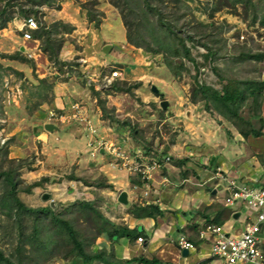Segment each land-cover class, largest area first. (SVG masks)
I'll list each match as a JSON object with an SVG mask.
<instances>
[{"label":"rangeland","instance_id":"rangeland-1","mask_svg":"<svg viewBox=\"0 0 264 264\" xmlns=\"http://www.w3.org/2000/svg\"><path fill=\"white\" fill-rule=\"evenodd\" d=\"M151 1L155 6L159 5L162 12L151 10L145 0H50L47 3L42 0H8V13L0 17V172L10 170L14 173L18 195L29 206L47 205L51 200L61 202L58 198L66 195L74 197V200L64 202L67 204L88 198L103 214L114 209L111 188L106 187L107 178L102 171L92 169L94 176L80 175L76 163L47 159L41 152L42 143L34 139L33 126L43 128L42 123L48 120L51 110L60 112L54 105L59 95L67 99L63 112L68 111V104L84 101L91 113H100V118H106L105 124L112 126L117 145L127 148L131 155L135 146L142 152H171L174 164L190 160L183 161L184 169L173 179L180 178L179 175H205V182L199 188L195 184H186L177 190L181 194H192L197 203L199 195L212 191L217 182L216 179H207L215 175L219 163L231 173L239 172L248 183V178L264 182V167L252 157H246L248 152L240 134L241 126L237 128L233 122L231 124L213 101H207L198 89V84L222 89L228 82L233 84L232 80L264 77V57H251L264 54V28L260 25L264 0H254L258 8H249V11L244 9L245 4L232 5L229 0ZM4 3L0 1V7ZM31 15L41 26H46L45 29L52 30L53 38L68 41L71 52L68 53L69 49L67 53L70 55L60 54L62 59H50L42 50L47 35L28 43L30 47H39L43 51L36 59L20 50L23 46L21 19ZM7 16L13 18L1 28ZM163 22L171 24L176 34L169 30L166 35ZM128 32L132 38L130 41ZM180 40L191 48L192 59L183 54L182 47L185 46ZM106 44L113 46L109 52L104 51ZM115 52L127 54L132 59H117ZM209 52L211 57H206ZM80 57L87 59L88 64L85 65ZM119 67L124 68V77L111 79L110 72ZM154 85L159 88V93L152 90ZM163 100L170 102L167 109L161 107ZM260 102V97L255 100L247 93L237 109L240 116L251 119L257 128L259 121L252 115L264 116V109L258 105ZM72 124L77 125L74 122L66 125ZM57 134L61 132L57 131ZM234 147L241 154H237ZM151 157L158 158L157 155ZM113 161L108 154L103 160L108 165ZM253 163L260 167L253 166ZM166 165L168 163L163 162V167ZM207 169L210 171L205 174ZM163 175L168 176L167 173ZM69 176H77L80 180L67 185ZM4 179V176L0 177V198L6 192ZM41 181V186L36 185ZM79 181L88 188L81 189ZM189 187L192 193H189ZM132 190L139 194L151 193L152 186ZM45 193H50L49 200L44 199ZM224 195L225 191L218 192V197ZM132 205H123L126 208L122 210H131ZM215 205L223 208L217 201ZM208 208L214 209L213 205ZM6 210L7 206L0 208V248L6 256H13L17 261L19 255L15 246L20 243L22 234L14 223L15 217ZM64 215L84 238L99 235L100 227L91 211L74 207ZM25 217H30L31 221L23 226V232L30 236L36 220L33 216ZM38 221L41 226L34 245L37 247L40 238L46 241L57 239V245L50 242L52 248L49 252H39L24 236L23 252L30 257L20 258L23 264H45L44 261L64 264L61 256L65 251L61 250L59 242L63 245V240L68 238L67 230L57 226L56 222L52 225L46 218L40 217ZM234 225L228 224L227 228L232 230ZM141 231H131L124 236L125 240H135ZM198 253L192 252L193 255ZM107 259L114 260L110 256ZM215 259L224 263L220 257ZM192 263L198 264L196 261Z\"/></svg>","mask_w":264,"mask_h":264},{"label":"crops","instance_id":"crops-1","mask_svg":"<svg viewBox=\"0 0 264 264\" xmlns=\"http://www.w3.org/2000/svg\"><path fill=\"white\" fill-rule=\"evenodd\" d=\"M64 41L65 42L62 47L63 51L61 49L62 53L60 52V54H62L63 56H67L70 55L68 53L71 52V49L68 46L67 43L68 41L67 42L66 40ZM124 41L127 40H125L124 38ZM69 49L70 51L67 53ZM40 51L41 54H43V51L42 50ZM35 52L37 54L39 50L38 51L35 50ZM114 55H116L117 59H125L126 57H131L128 56L127 54H123V53L117 54L116 52ZM45 59L47 60V58ZM59 59H62L60 58V55H59ZM63 59L65 60V58ZM80 59L84 61V64L86 63L85 65L88 64L87 62L88 60L85 59L84 57H80ZM129 59H132V57ZM95 61L98 62V60ZM257 79H264V77ZM66 100L67 99H64L62 95H59V97L55 98L54 105L55 108L58 111H60L59 114L71 112V105L74 104L75 102H73L70 105L68 104V111L63 112L67 107L65 104ZM79 104L82 113L85 114L87 117H89L92 123L98 127L99 136H110L111 138H114L112 126L105 124L106 120L104 118H100L101 117L100 113H98L97 115L91 113L90 107L88 108V106L85 105L84 101L79 102ZM262 109H264V92H263V100H262ZM255 119H258L259 121V116H255ZM72 122H74V124L77 123V125L76 126H74L73 124L72 126L66 125V124H71ZM72 122L63 123V125L59 126L58 130H54L56 132L54 131L50 132L47 129H45V124L48 123V120H45L42 123L44 125L43 128L39 126H33L35 131L34 139L35 141L41 142L43 146L41 152L45 153L47 159L54 160V162H65L72 164L76 163L79 166V170L77 171V173H79L80 175L87 174V177H90V176H94L95 174V172H91L92 169H98L100 172L102 171L101 174H103L107 178L106 187H109L108 184L114 186V187H109L111 188L110 191L112 194L111 202L114 206V209L108 212V214H105V216L115 224L126 226L130 229H135V230L141 229L144 235H146V238H144L143 242L138 241V237L135 240H130V241H126L125 237L114 239V237L109 233L110 230H112V227L109 225L107 230H104L100 233L101 234L100 236L96 237L95 239L91 238L86 242L85 248L89 254H94L99 250H103L104 257L106 259L107 256H110L115 261L119 259L127 260L139 256H143L148 259H153V258L157 259L158 262L156 264H193L192 262L194 261H196V263L198 264H223L221 260H217L211 257L210 246L207 243L199 244L200 250L197 251L199 252L198 254L193 255L192 252H190L187 256H184L178 249L176 243L173 241L174 239L177 238L180 232H185L191 238L198 241V230L202 228L205 222H208V220H213V219L217 220L218 223L224 224L227 230H229L227 228L228 224L231 223H234L236 225V226L234 225V231H240L243 227V224L241 222L233 218L231 208L228 207L226 208V206L225 207L223 206V208L220 209L216 207L215 205L216 201L218 203L222 202V197H218V191L214 192L212 190L207 192L205 195H199L200 196L199 203H197V198L192 196V194H181L180 192L177 191L182 187L180 186L176 187L175 184L181 183L183 179L187 178V176L192 181V183L198 186L199 188L205 182L204 179L205 175L202 176V174L200 173L196 174L195 176L194 174L185 175V176L179 175L180 178L173 179L176 178L177 174L179 172L181 173L182 169H184L185 167L184 162L176 161V164H174L173 163L174 159H173L172 163L158 170L155 176V181H154L155 184L161 185L166 178L172 179V182L174 183V184L173 183L164 184L160 186L161 192L159 197L161 203L158 205L160 206L159 208L162 210V214L156 215L154 217L137 218L131 210L129 211L122 210L125 209L126 207L123 206V204L119 201V195L122 191H127L129 197L128 205L131 206L133 203L140 204L138 200L139 198L138 191L131 192L132 185L135 183L133 180H138V179L130 176L129 173L124 168L118 167L115 163L110 162L111 165H108L107 163L104 164L103 160H106L107 153L101 154L100 157L98 158L97 157L93 158L90 155L87 147V142L89 139L87 126L85 125V123H82L80 121L72 120ZM260 128H261V122L259 121L258 129L260 130ZM57 131H60L61 134L60 135L57 134ZM262 131L264 132V127L262 128ZM240 134L243 137V141H245L244 143L245 148L246 151L248 152L246 157L249 158L252 157V159H254L256 163L264 167V134L259 136H254L253 134H249L246 136L242 133V131ZM53 143L55 144L53 146H50ZM119 145L120 147L125 148L121 144ZM233 149L234 151L237 152V154H241L236 150L237 148L234 147ZM177 153L179 155V152ZM242 159L244 160L245 158ZM187 162H190V160H188ZM256 163H253L252 165L260 167V165ZM216 166L221 167V169L226 171V169L223 168V164L219 163ZM176 169L178 170L176 171ZM209 171L210 170L207 169L205 174ZM162 172L167 173L168 176L163 175ZM181 177H183V179H181ZM210 178H208L207 180H210ZM248 179H254V178H248ZM186 184L187 183H185L183 187H185ZM75 187L77 191L78 190L77 185H75ZM80 188L85 189L88 188V186H80ZM197 190L195 189L194 191ZM189 193H192L190 187H189ZM85 194L94 196L92 193H85ZM140 195L142 196V193ZM190 195L192 196L191 199H189ZM64 196L65 197L63 198H58V200L61 202L74 200V197L66 196V195ZM86 199L90 200L88 198ZM65 205L67 206L68 204L65 203ZM92 205L95 206L93 202ZM212 205L214 209L208 208ZM118 212L122 214L118 215L117 214ZM180 213L182 215L181 217H179ZM114 260H109V261L114 262ZM63 263L64 264H104L102 261H93L86 263L84 262V260L78 257H75V260H69V259H66V261L63 260ZM133 264H140V263L135 262Z\"/></svg>","mask_w":264,"mask_h":264},{"label":"trees","instance_id":"trees-1","mask_svg":"<svg viewBox=\"0 0 264 264\" xmlns=\"http://www.w3.org/2000/svg\"><path fill=\"white\" fill-rule=\"evenodd\" d=\"M4 1V5L0 7V17L4 14L8 13V8H9V2L8 0H0ZM46 1L45 3L49 2L50 0H42ZM146 3L150 6L151 10L158 11V13L162 12V9L160 6H155V3L151 0H145ZM232 1V5L238 4V3H243L245 4L244 9L246 11H249V8H252L253 10H257L258 6L254 0H229ZM263 17L261 19L260 25L261 27L264 28V10L261 11ZM258 15V14H257ZM256 15V17H257ZM13 17L12 16H7L3 20V25L1 28L5 27L7 25V22L10 21ZM162 22V20H161ZM162 27H164V32L167 35L168 31L174 32L176 34L175 30H172L171 24L168 25L166 22L162 23ZM46 26H41L39 30L34 32V37L37 39H41L44 35H47V38H45L42 50L44 51L45 54H47L50 59H58L61 49L64 44V40L58 39V38H53L51 36L52 30L45 29ZM73 29V28H72ZM71 31V30H69ZM128 37L129 41L131 38L130 32H128ZM183 45L185 41L180 40ZM136 45H140L137 43ZM184 50V55L188 58L192 59V52L191 48L185 46L182 47V52ZM176 55H178V52L176 51ZM206 57H211L210 52L209 55H206ZM252 58H262L264 57V54L259 53L251 56ZM234 83H226L222 89H217L214 88L208 84H201L199 86L198 84V89H201V92H203V97H206L207 101H213L214 106L218 109L221 110V113L228 117L230 120L236 119L239 120V122H236V125L238 127L241 126L242 133L244 135H249L253 134L254 136H259L263 135L264 132L262 131V128L264 127V118L260 114H253L252 116H259V121L261 122V128L260 130L253 125L254 123L252 122L251 119H247L243 116H240L237 109H239V103L244 101L246 94L248 93V96H254L255 100L258 99V97L261 98V102L258 103V105L262 106V100H263V92H264V79H250L246 78L243 80H232ZM104 109V108H103ZM106 113V111H105ZM254 126V127H253ZM239 128V127H238ZM185 160H181L183 162ZM4 176V182L6 183V192L3 194L0 198V208H4L7 206L6 212L12 217H15L14 223L18 228V231L22 234V238L20 239V243L18 242L17 245L15 246V251L19 255L17 257V261L13 259V256H6L4 251L0 248V264H18V261L20 264H23L22 260L20 258H29L30 255L23 252L24 248L22 246V242L25 241L24 236L28 237L29 242L32 246L35 247V250H38L39 252H43L41 250H45V252H49L52 248L51 244L54 243L57 245V239H50V241H46L43 238H40L37 240V247L34 245L35 240L38 237L39 230H40V223L38 219L40 217L46 218L51 221L52 225L53 222H56V225L59 227H62L63 229L67 230L69 239L64 241L63 240V245L59 242V245L62 247L61 250H64V256H61L65 259H68V256L71 258L81 256L83 257L84 262H93L95 260L102 259V256H104V251L99 250L97 253L94 254H88L85 250V243L91 239L88 237H83L73 226L71 220L69 218L65 217V212H68L69 209L71 208H81V205L85 206L83 207L84 210L91 211L93 213V216L96 217V221L100 227V233L104 230L108 229V226L110 225L112 227V230H110V235L113 237H124L125 235H129L131 229L125 228L124 226L117 225L113 222H111L103 213H101L94 205L89 204V203H79V204H68L66 205H61V208L59 206H53L51 203L39 207H33L29 206L26 202H24L18 195V182L15 180L14 173L10 170H6L3 172H0V177ZM43 181L47 180L46 178H42ZM43 181H41L39 184L36 185H42ZM134 182L139 183L140 181L134 180ZM109 187H114L113 185L108 184ZM10 207V208H8ZM132 211L134 212L135 216L137 218H146V217H154L156 214H160L161 210L154 205H141V204H136L133 206ZM25 215L33 216L34 220H36L33 230L29 234L26 235V233L23 232V226H27L29 224L30 217H25ZM51 218H50V217ZM93 237H97V234H93ZM51 242V244H49ZM65 243V244H64ZM55 245V246H56ZM67 252V254H66ZM133 260H137L140 263H145V264H156L158 262L157 259H147L145 257H139L136 259H131V260H124L120 261L118 263H113V262H106V264H130L132 263ZM45 264H48V261H44Z\"/></svg>","mask_w":264,"mask_h":264},{"label":"built area","instance_id":"built-area-1","mask_svg":"<svg viewBox=\"0 0 264 264\" xmlns=\"http://www.w3.org/2000/svg\"><path fill=\"white\" fill-rule=\"evenodd\" d=\"M20 31L22 33V39L25 43L35 40L33 32L40 28V24L34 15L25 16L21 19ZM36 48V47H35ZM33 47L26 45V52L30 57H36L41 55L33 51ZM122 72L119 68H116L109 75L110 78L120 77ZM71 114H60L56 116L54 112L50 114V121L52 119H59L62 122H67L72 119H78L85 123L89 130L90 140L88 145L93 147L94 150H99L104 147L110 153L115 154L120 159H127L128 156L124 152L120 151L118 146L112 142H109L104 136H99L98 128L92 123L91 119L82 113L79 102H75L71 106ZM93 154H95L93 152ZM170 158L169 156L167 157ZM161 160L158 158L149 157L141 152L137 157L130 161L129 169L141 172L143 178H150L151 171L154 168L161 166ZM217 175L222 176L228 181L226 187L229 192V197L225 200L226 204L236 203L240 208L247 211L246 215L249 219L244 230L239 233L226 234V231L222 226L217 224H209L207 231L213 234L214 240L212 244V254L224 258L228 264H237L244 262H252L256 264H264V252L262 249V236L261 227L264 221V186L254 185L245 181L243 177L238 175L234 178L224 177L222 173L217 172ZM258 181L257 178L253 179ZM260 182V181H259ZM185 247H193L194 245L189 241H183Z\"/></svg>","mask_w":264,"mask_h":264},{"label":"clouds","instance_id":"clouds-1","mask_svg":"<svg viewBox=\"0 0 264 264\" xmlns=\"http://www.w3.org/2000/svg\"><path fill=\"white\" fill-rule=\"evenodd\" d=\"M40 24V23H39ZM40 27H41V25H40ZM40 29V28H39ZM39 29H37V30H39ZM37 30H35V31H37ZM34 31V32H35ZM34 32H33V37H34ZM21 38H22V33H21ZM34 39H35V41L36 40H38L37 38H35L34 37ZM23 40V39H22ZM31 42V41H30ZM28 43L29 42H27V43H25L24 41H23V46H24V50H21V51H25V53H27L26 52V45L27 46H29L28 45ZM22 48V47H21ZM122 49L123 50H125L126 48L125 47H122ZM35 50H39V52H40V50L41 49H39V47H36V48H34L33 49V51L35 52ZM39 52L37 53V54H39ZM28 54V53H27ZM38 56V55H37ZM32 58H34V59H36V57H32ZM116 69V68H115ZM114 69V70H115ZM119 69L121 70V72H122V75L120 76V77H115V78H111V79H117V78H121V77H124V68H120L119 67ZM113 71V70H112ZM112 71L110 72V74L112 73ZM109 74V75H110ZM153 87V86H152ZM153 90V89H152ZM159 92H160V90H159ZM158 92V93H159ZM169 104H170V102H169ZM72 106V105H71ZM169 106V105H168ZM162 107V106H161ZM163 108V107H162ZM168 108V107H167ZM166 108V109H167ZM164 109V108H163ZM51 112H54L53 110L52 111H50V113H49V115L51 114ZM55 114H56V116H59L60 114L59 113H57V112H54ZM72 113V110H71V112L70 113H63V114H71ZM226 118V117H225ZM106 119V118H105ZM228 119V118H227ZM72 120H76V121H80V120H78V119H72ZM72 120H70V121H67V123L69 122V123H71L72 122ZM230 122H231V124H232V122L236 125V123L233 121V119L232 120H230V119H228ZM81 122V121H80ZM48 123H54V124H56L58 127L61 125V124H63V123H66V122H62V121H60L59 119H56V117H55V119H52V121H50V116H49V118H48ZM83 123V122H82ZM47 124V123H46ZM237 126V125H236ZM98 128V127H97ZM238 128V127H237ZM46 129V128H45ZM88 130V129H87ZM98 132H99V129H98ZM88 135H90L89 134V130H88ZM89 139H88V142H87V147H88V150H89V153H90V155L93 157V158H98V157H100V155L101 154H105V153H107L108 155H110L113 159H114V161L112 162V163H115L118 167H122V168H124L128 173H129V175L130 176H132V177H135V178H137L138 179V181H140V184L139 183H134L133 185H132V188H134V189H136V188H138V187H140V186H144V187H147V186H149V185H151L152 186V192L151 193H149V192H144V193H142V196L140 195V194H138V196H139V198H138V200H139V203L141 204V205H154V206H157L158 208L160 207L158 204H160L161 203V200H160V197H159V195H160V192H161V190H160V186H162V185H164V184H171V183H173L172 182V179H165L164 180V182L161 184V185H158V184H155L154 183V181H155V176H156V172L158 171V170H160L162 167H163V162H166V163H168V164H170V163H172V161H173V159H174V157L172 156V154H171V152H167V154H164L163 152H161V151H158V153H155L154 151H150V152H148V151H144V152H142L141 151V148L140 147H133V149L135 150V152L131 155L130 153H128V149L126 148H122V147H120V145H117V143L115 142V140H114V138H109L108 136H104V138L105 139H107L109 142H112V143H114V144H116L119 148V150L120 151H122V152H124V154L125 155H127L128 156V158L127 159H125V160H123V159H120V157H117L115 154H113V153H110L109 151H107L104 147H102V148H100L98 151L97 150H94V148L93 147H91V146H89L88 145V143H89V140H90V136L88 137ZM130 149V148H129ZM131 149H132V147H131ZM93 152L95 153V154H93ZM142 153V154H144V155H147V156H149V157H151V155H157L158 156V159H160L162 162H161V166H159V167H157V168H154L152 171H151V177L150 178H143V175H142V173L141 172H136V171H133V170H131V169H129V167L128 166H124V164L125 163H127L126 165H128V164H130V161L132 160V159H134L135 157H137L138 155H139V153ZM163 153V154H162ZM170 157L169 159L167 158V157ZM175 160V159H174ZM186 161H187V159H185ZM213 163V162H212ZM175 164H176V162H175ZM208 170H210V169H208ZM217 172H220V173H222L223 174V176L224 177H229V178H234V177H236L237 175H238V173H231V171L230 170H227L226 169V171L225 170H223V169H221V167H218V166H216V170H215V175H214V177H211L210 178V180H213V179H216L217 180V182H215L214 183V187L213 188H211L213 191H225V195L222 197V204H223V206L225 207L226 206V208L228 207V208H231L232 209V216H233V218L235 219V220H237V221H239V222H241L242 224H243V227H242V229L240 230V231H234V226H233V228H232V230H227L226 228H225V225L224 224H221V223H218L217 222V220H215V219H213V220H208V222H205V224H204V226L202 227V228H200L199 230H198V241H196V240H194L193 238H191L187 233H185V232H180L179 233V235L177 236V238L176 239H174L173 241L176 243V245H177V247H178V249L180 250V252L184 255V256H187L190 252H197V251H199L200 249H199V244H201V243H207V244H209V246H210V254H211V257H213V258H216V257H220V256H216V255H213L212 254V244H213V240H214V237H213V234L211 233V232H208L207 231V226L209 225V224H217V225H220V226H222L223 227V229L226 231V234H230V233H235V234H239V233H241L243 230H244V228L246 227V225H247V223H248V221H249V219L247 218V215H246V213H247V211L245 210V209H243V208H240L239 207V205L238 204H236V203H229V204H226L225 203V199L227 198V197H229L230 195H229V192L227 191V189H226V187L228 186V181H226L222 176H219V175H217ZM240 174V173H239ZM241 176V175H240ZM242 177V176H241ZM258 179V178H257ZM68 180H70V183H68V185H72V183L73 182H76V181H74V180H80L79 178H77V176H69L68 177ZM209 180V181H210ZM134 181V180H133ZM245 181H246V179H245ZM249 181H250V184H252V185H254L255 187H258V185H262V186H264V182L263 181H261V180H259L258 179V181H254L253 179H249ZM260 181V182H259ZM185 183H187L189 186H193L192 184V181L188 178V176H187V178H185V179H183V181L181 182V183H177V184H175V186L176 187H178V186H183ZM79 184H80V186H85L84 184H83V182L82 181H79ZM174 184V183H173ZM76 185V184H75ZM210 188V187H209ZM75 189H76V187H75ZM134 191H137V190H132L131 189V192H134ZM68 192H69V190H68ZM67 192V193H68ZM127 192V191H126ZM128 193V192H127ZM45 194H47V193H45ZM44 194V195H45ZM48 194H50V193H48ZM44 197V196H43ZM51 198V196L48 198V199H45V200H49ZM128 200H129V197H128ZM52 202H50L53 206H59L60 208H61V205H65V203L64 202H56V200L54 201V200H51ZM90 200H86V199H83L82 201H79V202H77V203H72V204H79V203H82V204H85V203H89V204H92V202L90 203L89 202ZM122 203V202H121ZM123 205H128L129 204V201H128V203L127 204H124V203H122ZM136 204H138V203H136ZM135 204V205H136ZM70 205V204H69ZM83 207H85V206H83V205H81V210H84V208ZM132 208H133V205H132ZM160 209V208H159ZM161 210V209H160ZM131 211H132V209H131ZM133 212V211H132ZM134 213V212H133ZM236 213H240V215H239V217H237V218H235L234 216H235V214ZM160 214H162V210H161V213ZM160 214H156V215H160ZM248 214V213H247ZM105 215V214H104ZM135 215V214H134ZM118 225V224H117ZM122 226V225H121ZM125 228H126V226H124ZM128 228V227H127ZM130 229V228H129ZM131 230H135V229H131ZM140 230V229H139ZM67 234H68V232H67ZM101 234L99 233V235L98 236H100ZM97 236V237H98ZM126 236V235H125ZM261 236H262V249H263V252H264V221H263V224H262V227H261ZM91 238H96V237H91ZM115 238H117V237H114V239ZM121 238V237H120ZM144 238H146V235H144V233L141 231V234H139L138 235V241H140V242H143L144 241ZM69 239V235H68V238H66V239H64V241H66V240H68ZM117 239H119V238H117ZM183 241H189V242H191L194 246L193 247H185V246H183L184 245V243H183ZM86 244V243H85ZM85 247V246H84ZM85 250H86V248H85ZM185 250H187L188 251V253L187 254H184V251ZM87 252V251H86ZM88 253V252H87ZM97 253V252H96ZM66 254H67V252H66ZM89 254V253H88ZM78 258H81L82 260H85V259H83V257H81V256H77ZM139 257H143V256H139ZM139 257H136V258H139ZM136 258H132V259H136ZM146 258V257H145ZM220 258H222V257H220ZM61 259L62 260H64V261H66V259L65 258H63V257H61ZM68 259L69 260H75V257L74 258H71L70 256H68ZM148 259V258H147ZM154 259V258H153ZM223 260H224V263L223 264H228L227 263V261L224 259V258H222ZM124 260H126V259H119V260H117V261H114L113 263H118V262H120V261H124ZM127 260H131V259H127ZM95 261H102L104 264H106V262H108V263H110L111 261H109L108 259H106L104 256H102V259H99V260H95ZM135 262H138V263H140L139 261H135V260H133L132 261V263H130V264H133V263H135ZM87 263V262H86ZM140 264H145V263H140ZM237 264H241V263H237ZM243 264H256V263H250V262H244Z\"/></svg>","mask_w":264,"mask_h":264},{"label":"water","instance_id":"water-1","mask_svg":"<svg viewBox=\"0 0 264 264\" xmlns=\"http://www.w3.org/2000/svg\"><path fill=\"white\" fill-rule=\"evenodd\" d=\"M111 49H112V45H111V44H106V45L104 46V51H105V52H109ZM21 50H24V46H22ZM152 89H153V91L156 92V93L159 92V88H158L156 85H154V86L152 87ZM168 105H169V101H168V100H163V101L161 102V106H162L164 109H166V108L168 107ZM45 128H46L48 131H50V132L59 129V127H58L56 124H54V123H47V124H45ZM214 192H215V191H214ZM49 197H50V194H48V193L44 195V198H45V199H48ZM119 201L122 202V203H124V204H127V203H128V201H129V200H128V193H127L126 191H122V192L120 193V195H119ZM239 215H240V213H236L234 217L237 218V217H239ZM187 253H188V251L185 250V251H184V254H187Z\"/></svg>","mask_w":264,"mask_h":264}]
</instances>
